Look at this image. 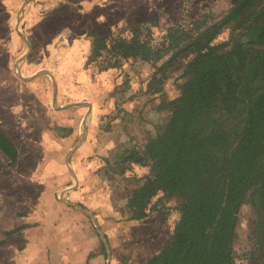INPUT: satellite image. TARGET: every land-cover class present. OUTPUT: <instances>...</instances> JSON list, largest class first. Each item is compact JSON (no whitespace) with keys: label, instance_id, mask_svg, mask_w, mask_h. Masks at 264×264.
I'll list each match as a JSON object with an SVG mask.
<instances>
[{"label":"trees","instance_id":"1","mask_svg":"<svg viewBox=\"0 0 264 264\" xmlns=\"http://www.w3.org/2000/svg\"><path fill=\"white\" fill-rule=\"evenodd\" d=\"M226 31L229 38L218 40ZM243 36L251 38L239 44ZM175 50L157 72L179 73V96L163 105L166 122L144 152L131 150L121 162L148 168L125 177L133 181L128 220L161 213L169 222L144 264H235L246 203L255 219L240 264H264V0L236 1L219 23ZM97 59L102 70L115 68L120 60H149L150 49L136 32L111 44L92 35L88 64ZM156 83L162 81L154 74L147 88ZM0 150L17 157L2 134Z\"/></svg>","mask_w":264,"mask_h":264},{"label":"rangeland","instance_id":"2","mask_svg":"<svg viewBox=\"0 0 264 264\" xmlns=\"http://www.w3.org/2000/svg\"><path fill=\"white\" fill-rule=\"evenodd\" d=\"M96 1L101 2V0H21L20 11L24 8L26 10L25 16L18 23L21 32L29 42L32 41L34 46H40L34 63L27 67V71L23 70L21 76L27 78L34 71H38L37 75H45L48 80L50 74L60 79L64 77L66 68L64 72L58 70V63L62 61L64 55L70 56L75 60V64L69 66L70 71L73 72H70V80H73L75 72L80 74L84 71L87 82L93 84L97 95L100 94L98 108L101 112L89 115L87 105H83L78 110L71 108L69 116L66 119L63 117L64 125H62L71 130L75 127L78 133L81 126L83 132L84 127L89 128L94 124V133H97L98 129L101 131L98 140L105 148H103L105 154L91 155L88 158V167L96 175L101 173L108 177L109 180L106 178L103 189L106 191L107 188L112 187L111 197L117 220L109 224L108 217H101L99 225L96 223L97 219L92 222L88 216L89 223H87L91 225L93 232L96 233L97 228L104 237L106 245L100 239L101 250L104 253H106L105 250H110L112 253V256L107 259V264H144L148 256L162 244L168 233L169 222L163 219L161 213H158L140 221H129L131 224L126 223L130 214L126 208L127 188L133 185L131 184L133 181H127L126 178L142 177L148 173V168L122 165L121 162L131 150L144 152L146 145L140 146L135 134L141 131L144 127L142 123H144L148 125L149 132L156 136L157 130L165 124L167 119L163 105L179 96L176 85L179 73L171 76L168 71L158 73L163 62L176 51L175 48L179 49L185 42L196 38L219 23L238 0H116L119 5L117 16L110 21L106 19L93 31L83 34L77 39L78 47H70L68 50L67 47L70 46L68 42L75 26L78 23L81 25L76 27L78 34H81L80 27L89 25L86 19L81 17L93 3L96 4ZM1 19L2 17H0V24ZM135 32L139 40L150 49L149 60H120L117 67L108 66L104 70L101 68L106 64L100 63L102 59L88 64L92 35H97L106 40L107 44H111L116 37L130 38ZM228 38V31H226L219 35L218 40ZM62 42H67V45L61 46ZM72 68L74 70H71ZM154 74L161 78L162 83L161 85L156 83L151 88H147ZM48 88L52 90L49 81ZM157 88L160 91L157 92ZM71 103L73 101L69 104ZM124 105L129 106L127 111ZM113 139L116 141L114 144H112ZM77 144L78 137H75L71 146ZM124 168L128 170L120 175ZM75 191L81 193L79 187ZM73 199L69 202L84 210H90L80 199L75 201ZM7 210L8 208L3 210L2 219L8 225L0 223V243L2 244L0 253L2 254L5 253V247L14 246V237L11 235L20 230L19 225H14L13 216L7 213ZM107 212H110V209H107ZM103 214L105 215L104 212ZM254 219L253 208L247 203L244 204L239 211L236 225V239L233 246L235 264L241 263L240 255L250 248L249 225ZM102 221H107L108 225L106 223L103 225ZM6 228L8 232L4 231Z\"/></svg>","mask_w":264,"mask_h":264},{"label":"crops","instance_id":"3","mask_svg":"<svg viewBox=\"0 0 264 264\" xmlns=\"http://www.w3.org/2000/svg\"><path fill=\"white\" fill-rule=\"evenodd\" d=\"M20 1L0 0V134L17 153L12 160L0 150V223L8 225L2 219L3 210L8 208L14 225L20 228L11 235L14 246L5 247V253H0V264H107L112 253L101 250L97 228L96 234L88 225L89 217L92 222L97 219L99 225L101 217L109 218L108 222L102 221L103 225L117 220L112 187L103 189L108 177L101 173L96 175L88 167L91 155L104 153L98 140L101 131L94 133V124L84 127L83 132L81 126L78 133L75 127L71 130L62 126L63 117L69 116L71 108L78 110L87 105L89 115L101 112L98 108L100 94L87 82L84 71L75 72L70 80L69 66L75 64L70 56L64 55L58 63V70L64 72L66 68L60 79L50 74L48 80L45 75H37L38 71L27 78L21 76V72L34 63L40 46H34L21 32L18 23L26 10L20 11ZM118 10L116 0L93 3L81 17L89 25L80 27L81 34L76 31L81 25L75 26L67 49L78 47L79 37L93 31L106 19H114ZM64 44L67 42H62L61 46ZM48 81L52 90L48 88ZM70 101L73 103L69 104ZM123 107L126 111L129 109L127 105ZM142 124L144 127L135 134L140 146L155 137L148 125ZM75 137L78 144L71 146ZM112 142L114 144L115 139ZM77 187L82 194L75 191ZM72 199H80L90 210L69 202ZM4 231L8 232V228Z\"/></svg>","mask_w":264,"mask_h":264},{"label":"water","instance_id":"4","mask_svg":"<svg viewBox=\"0 0 264 264\" xmlns=\"http://www.w3.org/2000/svg\"><path fill=\"white\" fill-rule=\"evenodd\" d=\"M250 38H251V37H249V36L243 37V38L240 40L239 44L247 43V42L250 40ZM53 87H54V86H53ZM54 89H55V87H54ZM88 113H89V112H88ZM97 232H98V234L100 235V237H101L102 241L104 242V244L106 245V243H105V239H104V237L99 233L98 229H97Z\"/></svg>","mask_w":264,"mask_h":264}]
</instances>
